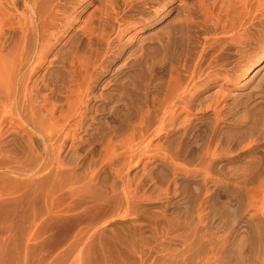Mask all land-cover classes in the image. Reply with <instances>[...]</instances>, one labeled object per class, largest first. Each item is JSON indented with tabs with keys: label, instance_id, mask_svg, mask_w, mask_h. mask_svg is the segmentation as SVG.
Returning a JSON list of instances; mask_svg holds the SVG:
<instances>
[{
	"label": "rangeland",
	"instance_id": "1",
	"mask_svg": "<svg viewBox=\"0 0 264 264\" xmlns=\"http://www.w3.org/2000/svg\"><path fill=\"white\" fill-rule=\"evenodd\" d=\"M0 264H264V0H0Z\"/></svg>",
	"mask_w": 264,
	"mask_h": 264
},
{
	"label": "bare ground",
	"instance_id": "2",
	"mask_svg": "<svg viewBox=\"0 0 264 264\" xmlns=\"http://www.w3.org/2000/svg\"><path fill=\"white\" fill-rule=\"evenodd\" d=\"M247 73H249V69H247L244 74H247Z\"/></svg>",
	"mask_w": 264,
	"mask_h": 264
}]
</instances>
